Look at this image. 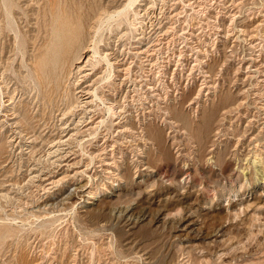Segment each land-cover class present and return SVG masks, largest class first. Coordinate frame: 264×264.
Instances as JSON below:
<instances>
[{
  "label": "rangeland",
  "instance_id": "1",
  "mask_svg": "<svg viewBox=\"0 0 264 264\" xmlns=\"http://www.w3.org/2000/svg\"><path fill=\"white\" fill-rule=\"evenodd\" d=\"M13 1L19 4L18 11L21 6L27 10L28 6L34 5L39 8V12L33 14L34 10H29V16L26 17L22 12L24 10L20 9L16 17H1L0 67L11 54L12 48L22 47L23 51H27V57H32V40H27L24 32L28 31L29 36H34L38 19L42 18L44 7L50 3V0ZM57 1L59 5L64 2ZM129 1L105 0L111 12L124 9L116 14L122 23L116 33H112V41L121 43L120 49L124 51L131 46L129 30L135 29L128 26L125 19L137 22V26L143 25L140 31L144 32V37L140 39L138 49L147 48L149 52L140 53L142 60H139L137 67L143 94L138 104L139 111H142L139 117L142 116L145 123L152 121L154 129L161 131L165 138L164 146L158 149L147 142L144 146L145 142L141 141L140 150L143 149L141 152L145 156H140L141 152L139 155L132 148H124L122 155L118 153L120 144L115 142L120 137L108 134V148L111 149L112 144L116 143L115 152L124 163H121L124 167L120 169L125 174V180L120 183L117 181L116 186L109 191L101 188L96 198H89L92 201L90 203L83 201L87 198L80 197L86 193L84 190H79L71 199L67 195L75 191L76 185H98L96 179L102 174L98 171L103 162L98 158L92 161L88 153H100L98 144L103 143L105 134L97 137L92 134H74L65 141L73 130L69 134H59V123L64 121L59 120L63 113L61 110L65 107L63 99L59 105L61 110L55 112L54 118H49L47 109L45 118L37 121L41 112L38 107L33 111L32 115L36 116L33 121L36 134H9L11 124L5 123L0 134V264H264V179L252 162L255 159L253 151L264 148V0H138L136 4L139 7L134 8L138 14L132 7L125 8ZM2 4L1 0L0 15L3 13ZM146 9L148 13L143 15ZM3 24L9 35L2 34ZM123 33L126 35L121 37ZM226 33L229 37L225 36ZM152 43L156 45L150 47ZM20 56L13 57L12 62L20 63ZM198 58L207 61L202 62ZM208 62L215 71L217 89L227 92L230 88L235 104L230 105L233 114L216 120L207 132L198 135L201 141L196 143L185 137L182 133L184 129L171 128V124L163 123L167 116L164 108L168 105L172 110L176 106L181 109L173 100L177 92L173 91L176 88L173 79H180L183 86L186 84L185 94L179 93V97H192L195 95H192L194 88L204 80L201 66L208 68ZM192 67L197 78L195 82L190 80L189 84L186 77ZM88 68L85 66L86 72L83 71L81 75L90 72ZM7 73L14 78L12 89L17 88L15 104L23 109L24 103L30 99L24 94L25 85L17 77L14 68ZM91 75L84 79L91 78ZM98 76L96 74L92 79H98ZM16 80L19 83L14 84ZM164 80L172 88L167 97L162 89ZM2 81L3 77H0V125L4 123L1 115L7 104L1 91L4 85ZM150 82L154 84L155 90L149 88ZM191 84L193 90L189 89ZM206 89L214 90L204 86L200 104L195 102L185 107L194 128L201 123L195 114H199V117L202 115L205 96L214 97L212 91L206 95ZM157 91L165 99L156 94ZM209 97L207 103L211 101ZM92 98L86 97L85 100ZM248 100L250 104L246 102ZM98 103L103 109L97 116L103 114L105 117V106ZM147 109H151L152 113L146 112ZM80 116L68 115L67 121L74 127ZM87 121L78 123L83 130L91 125L86 124ZM221 121L226 125H222ZM221 128L223 131L219 134V141L227 145L229 164L223 169L216 164L211 171L206 158L216 138V131ZM167 131H170V135H167ZM60 136H63L60 142V151L65 153L63 160L60 155H48L47 151L51 141L58 140ZM178 148H181L179 152ZM188 152L194 158L188 161L189 167L184 166L182 160ZM236 153L240 156H236ZM195 155L200 157L196 159ZM136 157L149 161L153 169L136 173L132 166ZM243 160L253 165L246 168L249 163ZM63 161L72 163L73 166L68 169L70 175L77 170L85 172L76 175L73 182L65 181L61 186L45 190L36 174L53 170L60 177L67 165L61 169L56 165ZM86 163H90V166L87 167ZM90 175L97 178L90 180ZM127 206L131 207L129 212L132 214L123 211L124 216L118 218L119 210Z\"/></svg>",
  "mask_w": 264,
  "mask_h": 264
},
{
  "label": "bare ground",
  "instance_id": "2",
  "mask_svg": "<svg viewBox=\"0 0 264 264\" xmlns=\"http://www.w3.org/2000/svg\"><path fill=\"white\" fill-rule=\"evenodd\" d=\"M2 1H3V4L1 5V7L3 9V13L0 15V23H2V21H3L1 18L2 16L7 15L9 18L14 17V16L16 17V15L19 14L20 9L24 10L22 12L24 14H26V17L29 16V10H32V11L34 10L33 14H35V13L37 14L39 12V8H35L34 5L28 6L29 9H27V10L22 9L23 6H21V7H19V11H18V9H17V6H19L18 3L16 4V2H14L13 0H2ZM137 1L138 0H130L128 2V4L125 5V8H129V7H132L133 9L136 8L138 6V4H136ZM140 1H142V0H140ZM0 4H1V0H0ZM20 4H21V2H20ZM59 4L60 3H58L57 0H50L48 7H44V9H43L44 14H43L42 18L39 20L38 17H36V19H38V22L36 24L37 25L36 26L37 32L34 34V36H29L28 31L24 32L26 39L32 40V45L34 47V52L32 54V57L28 58L27 57L28 56L27 51H23L21 49L22 47H20L18 49L12 48L10 50L11 54L8 57H6V60L3 61L2 65L0 67V73H1L0 77H3L2 82L4 83V85L1 87V91L3 92V95H4V99H5L4 101H5V103H7L5 105V108L2 109L1 117L3 118L2 120L4 121V123L0 125V134L3 133L1 128L5 123L11 124V127L9 129L10 130L9 134H36V132H37L36 126L33 125V121L36 118V116L32 115L33 111L38 107L39 108L38 111L41 112V117H38L37 121H40L43 118H45V114L47 112V109H49V111H48L50 114L49 118H54L56 116L55 112L57 110L58 111L61 110V107L59 105H60V100L63 99L65 107H64V109L61 110L63 113H62V117L59 118V120H64V121H61V123L58 122L59 125H61V127H60L61 130L59 131V134H63L65 132H67L66 134H69V133H71L70 131L73 130V132L71 133V136L69 135L70 137L68 139H65V141L70 140V138L73 137L74 134H92V135H94L93 137H97L100 134H105L104 135L105 139H104L103 143H101L100 145L98 144V146H99L98 150L100 153H95L94 151L89 152V153L87 152L91 156L92 161L94 159L98 158L100 161L103 162V165L101 164V166H102L101 169H99V171H98L100 173L102 172V174L99 175L98 179H96L97 177L90 175V180L96 179L98 185L94 186L92 184L88 185L85 183L80 184L78 186L76 185L75 191H73L67 195V198L71 199L79 193V190H84V191H86V193L81 194L80 197L82 199L87 198V199H83V201L91 203L92 202L91 200H93L91 198H96L99 195L101 188H102V190L104 189V190L109 191L110 188L113 189L114 186H116L117 181L119 182V181L125 180L124 179L125 174L121 173L122 169H120L121 167H124L122 165L124 163L120 160L121 158L120 159L118 158V156L116 154L117 152H115V144L117 142L120 144L119 145L120 147H118L119 148L118 153H122V155H123V153H124L123 149L124 148H127V149L132 148V151H137L136 153H138L140 155V152L143 149L140 150L141 147L139 146V142H141V141L145 142V144L142 142L144 144V146H146V142L151 143L152 147L156 146L158 149H162L164 146L165 138L163 137V134L160 133L161 132L160 130L154 129L152 121L149 123H145V121L144 120L142 121V119H141L142 116L140 115L141 117H139V114L142 111H139L140 109H138V104H140V100H142L141 97L143 94L140 91L142 88L140 86L141 84H140V82H139L140 80L138 78L139 75L137 74L138 73L137 67H139V60H142L140 53H143V52L146 53L147 51L149 52V49H147V48L146 49L142 48L141 50L138 49V47H139L138 43L141 42L140 39L144 37V34H143L144 32L140 31V28L143 27V25L137 26L136 25L137 22H133L129 19H125L126 24L128 26L135 27V29L129 30V32H130L129 39L131 41L130 42L131 46L127 48L128 50L123 48L125 50L122 51L120 49L121 43L116 44L115 40L112 41L113 40L112 37H114L112 35V33L117 31L121 27L122 22L118 21V19L116 18V14H120L121 12H123L124 9L122 11L118 10V11L111 12L109 7L107 5H105V0H88V1H86V0H71V1L64 0L62 5H59ZM134 12L136 14H138L136 9H134ZM147 13L148 12L146 9V12H144L143 15H146ZM216 16H218V12H217ZM143 20L144 19H142L140 22H142ZM217 26H218V24H217ZM1 27H2V34L9 35L6 31L5 25L3 24V25H1ZM123 34L121 37H124L127 33L124 35ZM228 35H229L228 33L225 34L226 37ZM10 40H11V38H10ZM135 43H137L136 46L134 45ZM153 45H156V44L152 43L149 46L152 47ZM4 50H5V46H3V48H2V52H4ZM202 50H201V52H202ZM202 53H204V50ZM20 54H21V56H20ZM127 54H129V55L127 56ZM206 54L208 55V53H206ZM15 56L22 57V61L20 63L19 62L13 63L11 59ZM148 59L149 58H146V60H148ZM28 60L30 62L26 63ZM198 60L199 61L202 60V62L207 61V59L206 60H203V59L200 60L199 58H198ZM178 61L179 60L177 59V62ZM82 62L84 64H81ZM209 64L210 63L208 62L207 65L209 66ZM85 66L86 67L89 66L88 69L90 72H88L84 75H81L82 72L86 70V69H84ZM13 68H14V72H16L19 80L22 81L25 85L24 94L27 96V98H30L28 101H26L24 103L23 109H21L22 107H20V106L18 107L15 104L14 98H15V95L17 92V88L14 87V89H12L13 85L11 86V83L14 80V78L9 73H7L8 71H10V69H13ZM76 68H78V69L76 70ZM201 68H202L201 72L203 73V76H204L203 78L205 81L203 80V82L198 84V86L196 88L192 87V84L190 85L191 87H189V89L193 90V88H194V90L192 91V95L195 93V95H193V96L191 95L192 97H186V98H185V96L179 97L178 96L179 93H183V95L185 94L186 84H185V86H183L182 83H180L181 82L180 79H173L175 81L174 85H176V88L175 89L173 88V91H175V92L177 91L175 93V97H173V100H174V102H176L175 105L178 104L179 105L178 107H181V109H178L176 106L174 108V110H172L168 105H166L164 110H165V113L167 116L164 117L165 121H163V123H165V125L168 123L171 124L170 125L171 128L178 127L182 130L184 129V131H182V133L184 132L185 137L192 139L193 141H196V143L201 141L200 138H198V135L203 134L204 131L207 132L208 129L212 126V124L216 120H218V121L222 120V118H220V117L225 118L227 116V114H231L232 109H231L230 105L235 104V101H232V92H231L230 88L228 89L227 92L223 91L222 89H217L218 85H216V79L214 80L215 71L211 68V66H209L208 68H203L201 66ZM182 69H184V68H182ZM74 70H76V71H74ZM192 70H194L193 67L190 68V71L188 72L187 77H186V80L189 81V84L191 83L190 80L193 79V81L195 82V80L197 78L196 75H194L195 73ZM91 73H92V75L90 76L91 78L84 79V78H87V76ZM96 74L99 75L98 79L97 78L92 79V77ZM181 74L183 75L182 71H181ZM261 77H263V76H261ZM164 81L165 82H163V88L162 89H164V92L166 93L165 96L167 97L168 94H171V93H169V91L172 90V88H171V85L166 82V80H164ZM17 82H18V80H16L14 82V84ZM196 84H197V82H196ZM127 86H128V89H127ZM204 86L207 87L208 89H211V88L214 89V90H210V91H208L206 89L207 92L205 93L206 95H208L209 92L212 91L214 94V97L210 98L209 96H205L206 97V99L204 100L205 103L203 102L202 103L203 105L201 104L203 111H202V115L200 117H199V114L194 113L195 115H197V118H199L200 122H201L197 125L196 128H194L193 125H191L192 121L190 120V116L188 114V111H186L185 107L187 108L195 102L196 103L198 102V104H200L199 101L201 98V94L204 91L203 90ZM154 87L155 86L152 83L149 86V88H153V90H155ZM221 88H222V86H221ZM179 89H182V90H179ZM106 91H107V93H106ZM156 94H159L162 96V94L160 92L158 93V91ZM91 96L94 98H92L91 100H88V101L85 100L86 97H91ZM165 96H162V97L165 99ZM177 96L181 99H179ZM207 97H209L211 99V101H209V103H207ZM98 102H101L105 106L104 107L105 117L103 114L97 116V114H101V110L103 109L102 107H100V104ZM246 102L249 103V100ZM241 104H243V103H241ZM94 105H95V107H94ZM197 106H199V105H197ZM229 106H230V108H229ZM263 107H264V105H263ZM263 107H261V108H263ZM196 108H193V109H196ZM234 110L237 111V109H234ZM252 111H253V109H252ZM146 112L152 113V110L147 109ZM194 112H197V111H194ZM59 114L61 115V113H59ZM71 114H74V115L76 114V116H77V114L79 116L81 115L80 119L77 120L76 126H74V127L71 126L72 123H69L67 121V118H68L67 116L68 115L71 116ZM244 114L246 115V113H244ZM143 115H145V114H143ZM241 116L243 117V115H241ZM58 117H59V115H57V118ZM82 117H84V118L82 119ZM251 117H253V116H251ZM98 118H99V120L96 121V119H98ZM149 120H150V118H149ZM85 121H87L86 124H91V125L83 130V128L81 127V124L79 126L78 123L79 122L80 123L85 122ZM74 122H76V121H74ZM224 122H226V120ZM232 123H233V121L231 122V124ZM93 124H95V125H93ZM221 124H222V121H221ZM223 124H225V123H223ZM249 124L251 125L252 123L250 122ZM249 124H247V125H249ZM83 126L86 127V125H83ZM40 127H41V125H40ZM103 127H105V128L102 129ZM230 127H232V126H230ZM249 130L251 131V129H249ZM221 131H223V129L222 130L218 129V131H216V135H215L216 138H215V140H213L211 147L208 150L209 156L208 157L206 156L207 157L206 158V164L208 163L210 165L211 171L213 170L214 165H216V164L218 166L220 165L221 169H223L222 167H224L225 165L229 164V162L227 160V155H228L227 145L225 143H224V145H222L223 142L221 140L219 141V138H220L219 134H221ZM169 132L170 131H167V135H170ZM108 134H113V135L115 134L116 136H119L121 139V140L115 139L116 143L112 144L113 146L111 149L108 148V145H109L108 140H107ZM234 134H236V133H234ZM243 134H245V133H243ZM184 135H183V137H184ZM228 135H230V133ZM232 135H233V133H232ZM245 136H246V134H245ZM62 137L63 136H60L58 140L53 139L51 141L52 142L51 147L50 148L48 147L49 150H47V151H48V155L56 156V157L58 155H60L59 156L60 159L63 160V159H65V155H64L65 153L62 154L61 153L62 151H60L62 149L60 147V145H62V144H60V142L63 141ZM230 137H231V135H230ZM241 137H242V135H241ZM175 140H177V138ZM180 141L182 143V139H180ZM187 141L188 140H186V143H187ZM237 141H238V139H237ZM79 142H81V141L79 140ZM183 144L185 145V143H183ZM234 144H235V142H234ZM57 145H59V146H57ZM221 145L224 148L223 147L221 148L220 147ZM252 145L254 146L255 144H252ZM55 146H57V147H55ZM193 146H195V144ZM253 146H252V148H253ZM256 147H258V146H256ZM83 149H85V146H83ZM108 150H111V151H108ZM180 150H181V148L177 149L178 152ZM248 150H250V149H248ZM237 152H238V150H237ZM190 153L187 154V156L184 159H182L184 162L183 163L184 166H188V164H189L188 161H190L191 157L193 156ZM253 153L255 155V159H252V160H254L252 162L255 163V166L257 167L258 173H261L262 178L264 179V148L261 147L260 149H255L253 151ZM181 154H182V152H181ZM250 154H252V153H250ZM235 155L240 156L237 153ZM102 156H104V157H102ZM106 156H109V157H106ZM140 156H145V155H142V152H141ZM197 157H200V156H196V159H197ZM246 157H248V156L246 155ZM182 158H183V156H182ZM135 159L136 160L134 161V164L132 163V166L134 165V167H135L134 169H135L136 173L138 171H140L139 173H141L144 170L150 171L153 169L152 165L149 164V161H146V160L144 161L143 158L139 160L138 157H136ZM192 159H194V158L192 157ZM248 159L250 161V157ZM243 161H246V160H243ZM246 162H248V161H246ZM236 163L238 164V161ZM89 164L90 163L87 164V167L90 166ZM201 164H202V162H201ZM65 165H67L66 170L63 171V175L61 174L60 177H58L54 173L53 170L49 171V173H38V174H36V176H38V180L40 181L39 183H41L40 185L45 190L46 189L49 190L50 188H54L55 186H61L65 181H68V182L72 181L73 182L74 178H76V175L80 174L81 172H85L84 170L83 171L77 170L74 174L70 175L68 172V169L71 168V166H73V165H72V163L67 162V161L60 162V164L56 165V167H60V169H61V168L65 167ZM141 165H143V166H141ZM251 165H253V164L250 162L246 166V168L249 166L251 167ZM244 167H245V165H244ZM57 171H59V170H57ZM205 172H207V171H205ZM81 175H82V173H81ZM44 182H47V183L44 184ZM48 193H49V191H48ZM89 198L91 200H89ZM80 202H82V201H80ZM25 203H27V202H25ZM76 203H77V201H76ZM46 204H48L47 206H49V203H46ZM130 208L131 207L128 208V206H127L125 209L119 210L120 215L118 214L119 215L118 218L124 216L123 211H127L128 213H130L129 212ZM13 209H14V207H13ZM131 214L132 213H130V215ZM135 214H136V212H135ZM129 220H130V218H129ZM131 221H132V219H131Z\"/></svg>",
  "mask_w": 264,
  "mask_h": 264
}]
</instances>
